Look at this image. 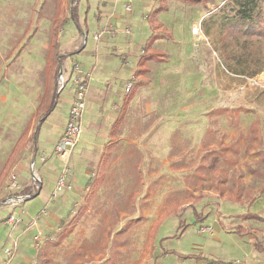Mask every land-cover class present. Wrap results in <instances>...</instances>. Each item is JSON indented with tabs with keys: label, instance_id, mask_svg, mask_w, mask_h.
I'll return each mask as SVG.
<instances>
[{
	"label": "rangeland",
	"instance_id": "rangeland-1",
	"mask_svg": "<svg viewBox=\"0 0 264 264\" xmlns=\"http://www.w3.org/2000/svg\"><path fill=\"white\" fill-rule=\"evenodd\" d=\"M249 1L0 0V173L29 135L6 183L13 171L31 178L27 189L19 179L21 192L31 191L34 143L38 171L40 156L56 158L64 132L56 142L45 114L35 113L52 22L59 19L64 39L86 35L83 53L66 66L98 63L69 159L80 193L67 197L79 204L38 246L35 264H264V221L244 216L264 217V37L223 46L224 20ZM132 68L134 79L127 78ZM42 175L40 194L23 205L33 218L67 206L68 191L53 199L54 178ZM172 206L176 212L163 216Z\"/></svg>",
	"mask_w": 264,
	"mask_h": 264
},
{
	"label": "crops",
	"instance_id": "crops-1",
	"mask_svg": "<svg viewBox=\"0 0 264 264\" xmlns=\"http://www.w3.org/2000/svg\"><path fill=\"white\" fill-rule=\"evenodd\" d=\"M126 9H127V7H126ZM128 11H130V10H128ZM54 21H59V19L54 20ZM53 22H52L51 38H50L49 49H48L49 52H48V56H47L46 61L48 63L49 61H51L54 54L55 55L59 54L58 55V61L61 62L60 63L61 65H60L58 75H59L61 69L64 68L66 70L68 76H70L72 68L69 65L66 66V62L69 64V62H71L72 58H74V56L76 54L83 53L82 50L84 47H82L80 44H81L82 36L85 33L82 30H80L81 36L79 38H76L73 40L68 39V38L64 39L63 29H61L62 27H60L59 33L57 34L56 39L54 38V40H53L52 39ZM56 49H57V53H55ZM76 63H78V62H76ZM80 66L82 67V69L86 73H88L90 76H92L91 70L96 71L98 63L96 60V62H94L93 66L90 69H87L82 64H80ZM133 72H136V70L134 68L130 69L127 78L129 76L130 77L135 76L133 74ZM58 75L56 76L54 82L52 84H50L51 79H50L49 67H47V70L45 71V84H44L43 90H41V92H40L41 97H40L39 103L42 100V97H43L44 92L46 90L47 84H48V88H49L48 94L50 95V92L51 93L54 92V94L56 96L58 95L57 91H56V88H57L56 79L58 80ZM55 82H56V85H55ZM68 84L70 85V88L66 91H65V89H66L65 88L64 89L65 92L63 91L62 93H60L57 96L58 99H56V103L59 101V99H61V101H59L58 104H55L51 113H49L42 122V124H44L45 122L46 123L48 122L47 131L50 132L52 135H54L56 142L64 130V126L67 122L68 115H69L70 104L72 101L73 87L74 86L70 80L67 83V85ZM125 90H126V88H125ZM88 92H89L88 97H89V99H91V97H90V85L88 87ZM39 103H38V105H39ZM38 105H37L36 109L38 108ZM35 113H36V110H35ZM24 133L26 134V139H27L29 137L27 130ZM37 149H38L37 148V142H35L34 146H33L34 154H36ZM87 152L90 153V150L85 151V154ZM34 154L32 155V157H30L31 155L29 156L30 157L29 158V165H30V161L34 157ZM43 154L50 155V153H47L46 151H43ZM51 154H52V152H51ZM39 158H41V156ZM39 162H40L38 165L39 173L41 175H42V173H44V174H47L49 176H52L54 178V181H55V179H56V177H57V175L61 169L59 167L58 160L56 158H53L52 155H50L47 162H42L40 159H39ZM13 167H14V165L12 166V168ZM57 167L59 168V170H57L58 169ZM20 168H19V173L24 168L23 164L20 166ZM19 179L21 182V186H24L23 188L27 189L26 187H29L27 185H29L28 183H29L31 178H29V177L28 178H20L19 177ZM73 179H75V177ZM4 183L6 184V188H5L6 191L0 192V203L10 195V191L7 187V183L6 182H4ZM4 185H3V188H4ZM263 185L260 188L261 191L263 189L262 188ZM42 188H43V185H42ZM42 188H41V190H42ZM86 188H89V186H87ZM24 189H22V190H24ZM66 193H69V194H66L65 200H63V201H65L67 203V206L62 205V207H57L56 209L52 210L51 212H47L46 216H44V215L40 216V218H38L40 213L35 218L29 216V213L25 210V208L23 206L24 202L22 204L16 206V207H12L10 205L1 206L0 210H5V215H2V214L0 215V264H14V259H15V257H18V256L21 258V260H23L22 264H29V263L35 264L36 263L41 249L39 247H36V245L34 244L33 239H34L35 234L33 235V233H32L33 237L31 236V238L28 237V234H29V232H33V231L35 232L36 230H38V232H41L42 233V244H43L44 240L46 241L48 239V237H54V235L57 234V230H55V229H57V226H58L57 223L60 222L61 220L62 221L66 220L70 216L71 212L72 211L74 212V210H73L74 207L78 206V204H79V202H78L79 200L77 198H72V197L68 198L67 197V195H70V193H73L76 196V194L80 193L79 188L75 189V187H74V189L72 191H68ZM45 203L48 204L49 201L47 200V201H45ZM67 207L69 208V211L67 213V217H64V212H65V209ZM249 212H246L244 214H247ZM9 214H15L16 216H21L23 218V221L20 223H16L14 225L8 224L5 222V218ZM30 218H31V220H30ZM36 218H38L37 222L35 224H32L31 222L33 220H35ZM39 220H40V222H39ZM52 222L54 224H52ZM255 229H257V228H255ZM257 230H260V229H257ZM251 233H253V232L251 231ZM253 234L257 235L256 232ZM71 237H73V236L70 235L69 237H65L63 239V241L68 240ZM63 241H61V243H63ZM255 243H257V242H255ZM253 245L255 247L257 246L256 244H253ZM62 246H63V244L58 245L55 248V250L56 249H58V250L62 249L63 248ZM258 247L264 248L263 246H258ZM29 252L35 253V258L33 260L29 259L27 257V253H29ZM209 262H215V261H209Z\"/></svg>",
	"mask_w": 264,
	"mask_h": 264
},
{
	"label": "built area",
	"instance_id": "built-area-1",
	"mask_svg": "<svg viewBox=\"0 0 264 264\" xmlns=\"http://www.w3.org/2000/svg\"><path fill=\"white\" fill-rule=\"evenodd\" d=\"M129 30V29H128ZM101 37V34L94 35V39L98 41ZM86 43V35L84 34L81 39V46L84 47ZM91 76L86 73L79 63H74L71 74L68 76L66 70L64 68L61 69L58 80H57V93H62L66 88L69 80L73 84V96L72 101L69 108L68 119L64 128V132L59 138L58 142L55 145L54 153L55 157L62 161L63 167L59 173V175L55 179V190L53 191L52 196L53 199L57 198L60 193L65 191H72L74 189L73 183L70 180L71 167L69 166V159L72 155V152L79 142L81 132H82V117L86 107V100L88 94L89 81ZM134 79V76L132 77ZM126 85V91H129L133 86V81L128 80ZM36 154L33 159L30 161L29 168L32 173V189L29 192H21V186L19 183V174L11 173L10 177L7 181V187L10 191V195L0 203L1 206L10 205L12 207H16L23 202L36 197L42 188L43 178L39 176L37 171V162H36ZM45 156H41V161L45 162ZM46 208L42 209L39 214L40 216L46 215ZM36 218L31 223L35 224L38 220ZM23 221L21 216H16L15 214H9L5 218V222L8 224H16ZM34 244L38 247L42 242V233L38 232L34 235ZM203 264H214V262L205 261Z\"/></svg>",
	"mask_w": 264,
	"mask_h": 264
},
{
	"label": "trees",
	"instance_id": "trees-1",
	"mask_svg": "<svg viewBox=\"0 0 264 264\" xmlns=\"http://www.w3.org/2000/svg\"><path fill=\"white\" fill-rule=\"evenodd\" d=\"M248 5H249L248 7H243V9L238 11V13L235 16L228 17L226 20H224V27H225V33H224L225 35L223 36V46L224 47H226L231 42L237 41L241 37H245L246 39L253 38L255 36L264 37V8L261 7L258 0H250ZM72 12H73V18L77 19L78 15L76 11V5L73 8ZM77 24L79 26L78 19H77ZM60 27H61L60 21L53 22V36H52L53 40L54 38L56 39L57 34L59 33ZM55 61L56 60H55V55H54L53 63ZM49 63L50 61L48 62V65H47L48 67H49ZM55 85H56V82H55ZM48 91H49V88L47 84L42 100L40 101L38 108L36 109V113L40 114L41 112H43L45 114V117L49 113H51V111L53 110L55 106V100L51 99L52 96L48 94ZM54 95H53V98H54ZM25 140H26V134L24 133L20 137V139L17 141L3 170L0 173V192L3 189L6 176L8 175L12 166L14 165L18 154L24 148ZM262 188H263L262 191H264V185ZM176 210H177L176 206H172L166 212L163 213V216L173 214L174 212H176ZM244 216H245V219L252 218V219H259V220L264 221V217L256 213L249 212L247 214H244ZM159 224H160V221H158L154 226L153 237L155 236L157 232V228ZM181 227L182 225L180 226V228Z\"/></svg>",
	"mask_w": 264,
	"mask_h": 264
},
{
	"label": "bare ground",
	"instance_id": "bare-ground-1",
	"mask_svg": "<svg viewBox=\"0 0 264 264\" xmlns=\"http://www.w3.org/2000/svg\"><path fill=\"white\" fill-rule=\"evenodd\" d=\"M195 33H198V29L196 28Z\"/></svg>",
	"mask_w": 264,
	"mask_h": 264
}]
</instances>
